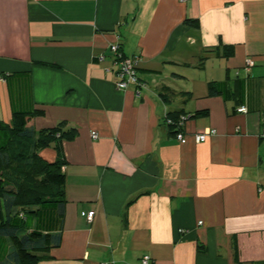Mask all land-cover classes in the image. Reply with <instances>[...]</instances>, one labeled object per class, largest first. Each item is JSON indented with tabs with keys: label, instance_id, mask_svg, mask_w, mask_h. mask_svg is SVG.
I'll return each instance as SVG.
<instances>
[{
	"label": "crops",
	"instance_id": "crops-1",
	"mask_svg": "<svg viewBox=\"0 0 264 264\" xmlns=\"http://www.w3.org/2000/svg\"><path fill=\"white\" fill-rule=\"evenodd\" d=\"M114 42L140 57L139 94L115 85ZM0 74V120L42 109L28 127L75 130L63 217L28 213L61 231L37 264H264V0H0ZM167 112L188 116L185 143Z\"/></svg>",
	"mask_w": 264,
	"mask_h": 264
},
{
	"label": "trees",
	"instance_id": "trees-1",
	"mask_svg": "<svg viewBox=\"0 0 264 264\" xmlns=\"http://www.w3.org/2000/svg\"><path fill=\"white\" fill-rule=\"evenodd\" d=\"M196 24L197 20L186 19ZM230 49L226 55H230ZM5 80V74H1ZM220 82L208 83L209 95L218 93ZM42 109L14 112L10 123L0 120V239L7 240L10 250L0 264H37L61 243V231L27 227L28 213L55 206L64 214L65 164L62 141L75 134L74 129L62 130L60 125L34 130L27 126L29 116L43 115ZM184 113L167 112L173 122ZM207 110H197L190 117L203 116ZM162 123L164 121L162 119ZM165 125V124H164ZM173 132L174 124L170 125ZM52 144L57 153L49 161L39 151Z\"/></svg>",
	"mask_w": 264,
	"mask_h": 264
},
{
	"label": "built area",
	"instance_id": "built-area-1",
	"mask_svg": "<svg viewBox=\"0 0 264 264\" xmlns=\"http://www.w3.org/2000/svg\"><path fill=\"white\" fill-rule=\"evenodd\" d=\"M108 48L111 53L113 64L115 66L116 87L118 89L125 90L129 86H133L135 93L139 94V88L145 85L141 81L138 72L140 57L138 55L125 54L122 51L120 44L118 42L109 44ZM253 64L254 62L251 59L246 61L247 67ZM2 81H4V77L0 74V82ZM237 112L247 113L246 106L245 105L238 106ZM187 119L188 116L185 114H181L179 118L176 120V122H173L170 117L166 116V114L163 117V121L166 126L170 127L171 124H174V129H176V132H174V136L180 143L186 142L184 125ZM214 134H216V130L214 128H206L196 132L194 134V140L197 143H201L204 142L208 138V136H212ZM90 135L93 139H96L98 137L96 131H91ZM261 135L264 137V127ZM258 191H261V189L259 188ZM92 216H93V211H89L86 215V219L88 221H91ZM180 232H183V230L181 229ZM140 262L141 264H153L152 259L148 254L143 255L140 259Z\"/></svg>",
	"mask_w": 264,
	"mask_h": 264
},
{
	"label": "rangeland",
	"instance_id": "rangeland-1",
	"mask_svg": "<svg viewBox=\"0 0 264 264\" xmlns=\"http://www.w3.org/2000/svg\"><path fill=\"white\" fill-rule=\"evenodd\" d=\"M2 247L0 246V249H1Z\"/></svg>",
	"mask_w": 264,
	"mask_h": 264
}]
</instances>
